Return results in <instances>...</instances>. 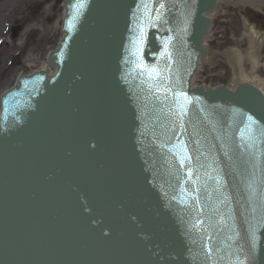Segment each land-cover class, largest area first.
<instances>
[{"label": "water", "instance_id": "obj_1", "mask_svg": "<svg viewBox=\"0 0 264 264\" xmlns=\"http://www.w3.org/2000/svg\"><path fill=\"white\" fill-rule=\"evenodd\" d=\"M219 1L65 0L1 99L0 264H264V95L192 86Z\"/></svg>", "mask_w": 264, "mask_h": 264}, {"label": "rangeland", "instance_id": "obj_2", "mask_svg": "<svg viewBox=\"0 0 264 264\" xmlns=\"http://www.w3.org/2000/svg\"><path fill=\"white\" fill-rule=\"evenodd\" d=\"M62 1L10 0L4 5L6 1L0 0L3 8L0 11V93L12 85L20 72L40 69L48 54L58 46L64 12ZM246 11L241 0H224L213 15L209 53L203 69L206 82L232 84L237 71L226 54L236 48L243 56V71L264 80V45L254 50L258 58L255 66L250 58L254 37L248 36ZM18 23L24 31L19 38L12 39L10 28ZM251 29L259 30L263 38L261 28L253 25Z\"/></svg>", "mask_w": 264, "mask_h": 264}, {"label": "bare ground", "instance_id": "obj_3", "mask_svg": "<svg viewBox=\"0 0 264 264\" xmlns=\"http://www.w3.org/2000/svg\"><path fill=\"white\" fill-rule=\"evenodd\" d=\"M242 3L243 4H246V5H249V6H252L256 9H259L261 8L260 5H262L264 3V0H242ZM212 18V16L210 17ZM209 18V19H210ZM254 34L256 35L254 37V41L252 40V44H251V50H253L252 52H250V58L253 60L254 62V65L256 66L257 65V62H258V58H256V54L254 53V50H257L260 48V46L262 45V42H261V38L259 37L260 35L256 32H254ZM207 40H210V39H207ZM208 42V41H206ZM206 42L205 45H206ZM227 59H229V61L233 64L232 66L236 69V74H235V79L234 81H232V85H230V87H234L235 85H240V83H250L252 84L253 86L257 87V89H260L262 91V93L264 94V80L263 79H260L258 78L257 76L255 75H252V76H248L242 69V60H243V56H242V53L236 49L234 50H231L230 52H228L227 54ZM206 62V60H203L201 63H202V66H201V69L204 67V63ZM43 68H46V65L45 63L42 65L41 69ZM18 77V75H16L14 77V81L12 83L11 86H13L15 84V81H16V78ZM236 88V87H235Z\"/></svg>", "mask_w": 264, "mask_h": 264}, {"label": "flooded vegetation", "instance_id": "obj_4", "mask_svg": "<svg viewBox=\"0 0 264 264\" xmlns=\"http://www.w3.org/2000/svg\"><path fill=\"white\" fill-rule=\"evenodd\" d=\"M250 20H253L257 25H259L262 29H264V12L249 14L248 16Z\"/></svg>", "mask_w": 264, "mask_h": 264}, {"label": "snow or ice", "instance_id": "obj_5", "mask_svg": "<svg viewBox=\"0 0 264 264\" xmlns=\"http://www.w3.org/2000/svg\"><path fill=\"white\" fill-rule=\"evenodd\" d=\"M249 119H251V117H249Z\"/></svg>", "mask_w": 264, "mask_h": 264}]
</instances>
